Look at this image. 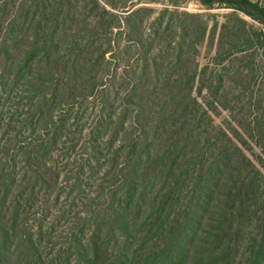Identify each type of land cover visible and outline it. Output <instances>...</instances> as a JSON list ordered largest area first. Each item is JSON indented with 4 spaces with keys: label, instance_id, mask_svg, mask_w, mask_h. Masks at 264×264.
Instances as JSON below:
<instances>
[{
    "label": "trees",
    "instance_id": "16d2710c",
    "mask_svg": "<svg viewBox=\"0 0 264 264\" xmlns=\"http://www.w3.org/2000/svg\"><path fill=\"white\" fill-rule=\"evenodd\" d=\"M243 1L260 13L216 3L264 23V7ZM104 2L110 10L98 0H0V264H219L234 209L251 211L263 197L262 173L239 138L264 155V95L246 99L247 113L236 112L245 120L232 117L234 133L213 118L235 110L217 90L234 70L231 57L255 44L250 25L239 17L229 24L225 15L211 30L208 14L179 10V0ZM97 8L107 28L87 30ZM115 29L141 51L121 73ZM196 35H216L214 64L227 63L210 70L207 102L194 91ZM248 69L254 86L260 66ZM99 94L105 108L83 125L81 105ZM7 102L11 110L3 111ZM79 140L80 158L69 159ZM59 150L67 154L63 167L55 166ZM59 192L66 203L45 220ZM64 216L69 226L56 235ZM261 219L246 264H262Z\"/></svg>",
    "mask_w": 264,
    "mask_h": 264
},
{
    "label": "rangeland",
    "instance_id": "374dc122",
    "mask_svg": "<svg viewBox=\"0 0 264 264\" xmlns=\"http://www.w3.org/2000/svg\"><path fill=\"white\" fill-rule=\"evenodd\" d=\"M78 1L79 5L86 4L87 0H76ZM100 2V5H104L106 9L110 10V7L105 4L104 0H98ZM139 1H146V0H139ZM182 2V4L178 7L179 10H184L192 13H204L208 14L210 27L213 25L215 27V24L218 23L217 31L219 30V24L226 21L225 15L229 17L227 20L229 24H234L233 18L239 17L243 19L248 25H250L251 34H249V37L253 39L255 44H253L252 48L249 49L246 52L243 53H236L231 57V60L233 61L232 66L234 70L239 66L241 67L240 71H232L228 74L225 73V75H229L230 78L226 76V79L228 81L224 82V86L217 90L220 100H223V98H227L230 100L231 105L233 102H235L234 109L235 110H226V109H219L216 110L215 114L213 113L214 122L218 124L219 126L227 129L230 131V133H234L232 131L234 126V119L232 118L234 115L236 116L237 113H247V103L246 99L252 95L253 97H256L258 95H264V23L259 21L258 19L252 18L251 16L243 13L240 10L227 7L226 4H217L214 3L211 5V8L207 5H202L196 0H179ZM255 4H257L260 7H264V0H249ZM150 7H153L154 9H159L162 7V4L159 3H141ZM91 4H88L87 6L90 7ZM171 7L170 5L168 6ZM120 14H124L123 11H116ZM101 11L99 8L94 9L93 14L89 17L88 25L86 29L91 30L95 29L98 31H101L102 29L107 28V24H98L100 21V14ZM102 21L109 22V18L104 15V17L101 16ZM44 29H47L46 26H42ZM73 27V26H72ZM76 27V26H75ZM81 27V26H77ZM74 28V27H73ZM117 28V27H116ZM121 29V28H120ZM213 29L212 27L210 28ZM117 31V29H115ZM118 33L113 37L116 43H119L120 46V52L117 56H115L113 59H116L119 65L122 67L121 69H118V73L120 71L123 72V66H127L128 64L136 63L138 59L141 57V51L138 46H128L131 44H127L128 42L125 41V34L123 32L117 31ZM253 32V33H252ZM261 32V37L259 40L255 39L254 34ZM116 33V32H115ZM145 41V40H144ZM196 41V51H193L191 53L190 59L194 58L198 63V81L196 86L194 87V91L199 99L204 102L209 101L208 96V84H209V74L210 70L213 69V74L216 71L217 74L220 72L221 65H227L226 62H223L220 65H215V53L218 49V45L216 44V35L214 40L211 39L210 35H206L204 39L199 38V36L196 35L195 40ZM104 46H106L104 44ZM128 46L127 48H125ZM223 49H226V45L223 46ZM253 50V51H252ZM108 55V54H107ZM108 57V56H107ZM106 57V58H107ZM259 65L260 70L258 72V76L256 77V82L254 86L252 85V81L250 79L249 75V69L252 66ZM114 70V69H113ZM221 73H223L221 71ZM231 79V80H230ZM1 87V86H0ZM4 88L1 87V91ZM108 94V93H106ZM104 96V95H103ZM101 94H99L93 101L91 102H85L81 105V108L84 107V118L82 120L83 125H88L91 123V118L94 115H98L100 113V109H104L105 106L103 104V97ZM106 96V95H105ZM12 99V98H11ZM9 102L6 103V106L3 108V111L11 110ZM253 108L258 109L259 106L256 104H253ZM261 105V104H260ZM263 105V104H262ZM261 107V106H260ZM236 119H242L245 120L244 117L236 116ZM241 121V120H239ZM245 122L241 121L240 125L241 128L244 126ZM232 125V126H231ZM29 131L27 129H24V136L27 135ZM2 133H0L1 135ZM6 137V135H4ZM238 137V136H237ZM243 139V138H242ZM81 141H77L76 145L74 146V149L69 152V159H72L73 157L80 158V154L82 152V149H84L83 146H81ZM239 141L241 143V147L243 148V151L246 153L248 158L251 159V161L254 162V164L258 167V169L262 173L261 178V184H262V192L263 197L259 198L254 207L249 211L246 209V207H238L234 209V218L233 222L231 224V232H230V248L228 253L226 254V257L223 262H219V264H246L249 257L255 252V249L259 245L261 235H262V224H261V217L264 215V206L262 205L264 203V155L261 153L258 146H256L253 142L249 140H241L239 138ZM61 151V152H59ZM55 152L54 156L57 157V161L55 162V166L57 167H63L65 166V161L67 158V154L59 150ZM59 152V153H58ZM62 175L59 178V181H61ZM91 190H89L90 193ZM55 193V192H54ZM57 193V192H56ZM61 202L56 204H49L47 202V208L44 211L45 214V220H47L49 217H56L57 215V209L64 205L63 202L65 200L64 193H58ZM263 201V203L260 205V201ZM63 202V203H62ZM78 209L80 210V204L77 203ZM76 206V207H77ZM66 207V206H65ZM75 208V207H74ZM255 210L253 211V209ZM74 210V209H73ZM69 217V215H68ZM71 217V216H70ZM69 220L70 218H67V216H64V218H59L55 222L56 227V235L64 233V231L69 226ZM206 229V226L200 228V231L203 233V231ZM60 241V240H59ZM262 264H264V256L262 257Z\"/></svg>",
    "mask_w": 264,
    "mask_h": 264
},
{
    "label": "water",
    "instance_id": "95a60500",
    "mask_svg": "<svg viewBox=\"0 0 264 264\" xmlns=\"http://www.w3.org/2000/svg\"><path fill=\"white\" fill-rule=\"evenodd\" d=\"M218 1H231V2H235V3L243 6L244 8H246L248 10H251V11H253L255 13H258V14L260 13L259 10L253 8L248 2L243 1V0H212L211 2H203V3L205 5H207V6H211V5H213L214 3L218 2Z\"/></svg>",
    "mask_w": 264,
    "mask_h": 264
}]
</instances>
